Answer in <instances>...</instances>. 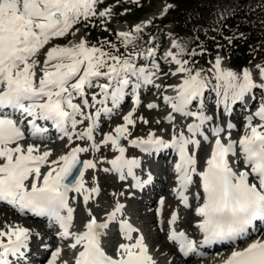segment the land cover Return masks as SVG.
<instances>
[{
  "label": "snow or ice",
  "instance_id": "6c2138e0",
  "mask_svg": "<svg viewBox=\"0 0 264 264\" xmlns=\"http://www.w3.org/2000/svg\"><path fill=\"white\" fill-rule=\"evenodd\" d=\"M96 4L97 0H0V202L20 213L28 211L54 221L59 226L57 235L60 239L71 240L68 247L74 250L73 264H157L140 230L128 219L119 218L124 204L117 200L103 221L98 220L88 207L89 201L100 190L98 186L89 188L84 176L86 170L97 167V162L82 160L80 154L89 152L90 148L99 151L101 145H111L118 155L107 161L111 169L104 168L103 171H115L121 180L130 176L135 181L133 186L140 188L151 182L152 175L149 172L147 180L136 175L134 170L141 162L138 158L125 156L126 148L121 141L128 140L131 146L149 154L173 149L178 157L174 165L176 187L173 193L182 205L187 207L189 204L187 192L193 177L200 178L202 194L195 193V198L201 203L195 213L200 218L196 227L202 239L197 241L185 231L176 229L177 211H172L168 220L167 239L175 242L185 257L203 256L202 247L228 242L231 251L226 255L218 254L215 264H264V227H257L258 224L264 225V105L254 114L261 123L253 124V117L249 116L246 131L238 140L231 138L230 131L226 139L223 138L225 128L216 125L211 128L214 140L210 141L203 126L212 117L202 110V97L211 79L215 80L212 90L218 97L217 104L223 105L226 111L243 101L253 89L264 88V83L257 84L247 68L238 73L223 67L220 55L215 58L210 79L202 74L203 70L193 71L187 66V60L179 59L183 49L180 53L169 51L166 55L178 65L172 75L184 74L180 83L169 85L175 89V95L163 97L171 108L164 117L173 124L171 138L165 139L149 131L146 137L128 139L132 135L130 127H135L137 120L149 123L143 116L134 118L141 103L139 93L135 91L134 107L123 115V123L105 133L97 144L93 133L101 113L112 114L124 99L129 85L138 90L155 83L156 72L145 66L138 67L135 60L140 56L152 57L156 50L149 48L146 53L113 55L103 46H89L81 38L68 46L49 47L41 66L38 59L41 50L54 38L66 37L76 24L96 16ZM169 7L171 5H166L164 11ZM110 13L111 9L106 8L99 12V16ZM141 31L142 25H135L134 32ZM117 35L125 47L136 38L133 32H119ZM172 46L180 48L175 40ZM111 47L116 46L112 44ZM256 67L259 77L264 80V66ZM153 68L158 65L153 64ZM132 77L136 78L135 81ZM100 78L107 83H98ZM91 88L99 91L91 95L90 103L87 89ZM76 97L82 100V105L74 102ZM109 101L111 108L108 107ZM196 101L201 107L192 111L190 106ZM96 105L101 107L95 112L85 111ZM158 107L155 102L147 104L148 109ZM5 110L20 113L21 120L18 122ZM173 113L194 118L186 125L187 135L183 129H176ZM85 120L88 121L87 127L76 131L77 125ZM37 121H50L52 127L61 133L60 138H67L68 144L72 143L73 137L92 143L89 147L77 144L50 160L51 149L41 151L40 145L21 143L25 139L22 127L25 122L30 126L32 137L44 138L48 128ZM156 122L160 123L159 120ZM227 127L232 129L234 125L229 123ZM197 136L211 144L202 170L198 169L196 153L201 140ZM232 158L242 159L246 167L236 170ZM45 166L46 171L42 172ZM72 192L83 197L87 212L82 230H73L76 209L69 202V193ZM164 203L161 198L158 215L162 214ZM112 222L118 223L119 232L126 241L119 243L115 256L102 246V237ZM133 233L139 234L134 237ZM31 237L32 231L20 224L6 223L0 228V264H19L21 259H26ZM62 252L61 247H56L47 264H58V261L69 264L67 260L61 261Z\"/></svg>",
  "mask_w": 264,
  "mask_h": 264
},
{
  "label": "rangeland",
  "instance_id": "374dc122",
  "mask_svg": "<svg viewBox=\"0 0 264 264\" xmlns=\"http://www.w3.org/2000/svg\"><path fill=\"white\" fill-rule=\"evenodd\" d=\"M136 0H128L125 1V4L122 7V13L123 15H126L127 13H131L132 12V4L135 2ZM261 2H264V0H260ZM111 1H108L106 4H110ZM116 10L119 9L120 5L118 2L114 3ZM166 5H171L172 4L168 1V0H146L145 2V6L147 7L146 13L140 17V21L135 23V20L137 21L138 19H132L130 17H122L121 15H119L117 12L114 16H108L106 17V22L107 23H111L112 20L115 18V22H116V27L117 30L122 31V32H134L133 29V25H137V24H141L142 27L146 25V21H151L155 18L161 17L163 15L166 14V12L169 10V8L167 9V11L165 12V6ZM173 25L168 27V34H167V40H168V45H167V49L164 53L165 57L163 58L164 62H167V69L169 70H173L171 73H168V76L170 77V85H176L178 83L181 82V77L184 74L178 73L177 75H172V73L174 72V70L178 67V65H176L175 63H171V57H168L166 55V53H168L169 51H172L173 53H180V49H183L184 52V47H185V43H179L180 48H172L170 44L171 40L173 39V35H172V30H173ZM78 29V31H77ZM83 27L80 25V27L76 24L74 26V28L72 29V32H70L66 37H63L64 41L66 42L65 45H61L57 43V40L54 39L52 42H50L45 49V52L47 51V49L49 47L55 46V45H61V46H68L70 41L75 40V38H77L76 42L73 41V43H77V41H79L81 38L84 39V32H83ZM72 33H75V35H73ZM182 52V53H183ZM180 53V55L182 54ZM179 55V56H180ZM44 56V55H42ZM224 57V56H223ZM225 58V57H224ZM41 61V66L43 64V59H39ZM231 63L229 60H227L225 58V61L222 60V66H230ZM257 65H259L258 63H255L251 66V72L253 73L254 79L256 81H261L262 79L259 77L258 75V69H257ZM39 72V69H37ZM196 70H200L199 68H197ZM153 71V70H152ZM154 72H156V70H154ZM203 74V72H202ZM208 76V75H207ZM169 77L166 76V79L169 80ZM163 78V75L161 73H157L156 72V77H154V80H156L157 82H159L161 79ZM169 90H174V88H169ZM156 90H154L153 92H155ZM148 94V93H147ZM149 96L152 95L151 92L150 94H148ZM148 96V97H149ZM147 97V96H146ZM261 105H263V101L260 102V104L257 105V109H259L261 107ZM141 114L143 115V117L145 119H149V123L148 124H144L142 121L137 120V124L135 127H130L131 133L132 135H138L140 133H146L149 129L152 128H156L158 129V131H163V132H167L170 133V131L172 130L171 127L167 126V125H163L162 124V119L164 116V109H148L147 105H143L141 108ZM140 114L137 113L136 117H139ZM160 121V123H157L156 121ZM123 122V119L119 116L115 121H109L106 124V128L107 129H114L115 126L117 124H120ZM131 135V136H132ZM38 145H41V143H35ZM51 145H54L53 143H51ZM55 145H57L58 147H62L63 143H55ZM51 148L53 149V147L51 146ZM105 153H111L112 152V148L107 147ZM205 154V150L202 152V156ZM101 156H99L100 158ZM149 168L153 167L156 169L158 175L162 178V181L159 183V186L162 187V189L165 188V186L167 185V182L169 180L168 177V172H169V166L166 165L163 161H160L158 163H153V162H148V166ZM92 178L96 179L95 175H92ZM94 179V180H95ZM102 182H103V193L100 195V202L97 203V206L101 205L104 203V205H109L112 206L114 204V200L118 197H122L124 196V193L126 192V188L124 184H119L118 182L112 180L108 175L104 174L103 178H102ZM172 187V185H170ZM113 193H115V195H113ZM121 193H123V195H121ZM128 212H133L134 217L136 218V220H138L141 223V227L144 229V232L146 234V236L148 237L149 240L152 241V248L154 249V253L157 255L158 258L160 259H165L169 256H175L174 250H170L169 248H167V246L164 244V240H166L167 236L164 232L158 230L155 227L154 224V213L153 211H149L148 207L145 206V204L142 203H138L137 201H129V199H127V207H126ZM98 211H102V214L105 213L103 212L102 209H98ZM6 223L9 224H20L24 227H27L29 229H31L32 231V237L31 239L36 240V238H40L43 237L45 235H40L38 234L39 232L42 233V231H40L39 227H38V223L34 222V220L28 219L26 217H17L15 215H13L10 211L5 210L0 208V228L4 227ZM34 224V225H33ZM37 228V229H36ZM39 231H35V230ZM38 234V235H37ZM43 234V233H42ZM164 236V237H163Z\"/></svg>",
  "mask_w": 264,
  "mask_h": 264
},
{
  "label": "trees",
  "instance_id": "16d2710c",
  "mask_svg": "<svg viewBox=\"0 0 264 264\" xmlns=\"http://www.w3.org/2000/svg\"><path fill=\"white\" fill-rule=\"evenodd\" d=\"M172 1L177 3V7L173 8L169 16L166 19L160 20V22L167 23L170 20L175 21L178 26L177 30H184L186 36H190L193 27L202 29V24L211 25L210 22L215 19H208V17H215L219 13L220 8L218 9V7H220L222 2L220 0ZM246 1L247 0H227L229 16L224 24L220 25V23L217 22L220 29L214 31L213 36L217 39L215 43H218L225 50H232L231 44H229L230 39L225 37H235L241 32L244 33L245 38L237 37L239 39L235 40V42L248 43L251 52L250 56L253 57L255 55L254 53L264 54V45L259 42L260 39H264V27L259 21V12L254 9L255 3L248 6ZM143 13L144 10L139 9L135 17L139 18ZM210 47L212 48L213 46L211 45Z\"/></svg>",
  "mask_w": 264,
  "mask_h": 264
},
{
  "label": "bare ground",
  "instance_id": "6f19581e",
  "mask_svg": "<svg viewBox=\"0 0 264 264\" xmlns=\"http://www.w3.org/2000/svg\"><path fill=\"white\" fill-rule=\"evenodd\" d=\"M48 149V148H47ZM46 150V149H45ZM62 154V152H58V154H56L54 157H52V158H56L57 156H59V155H61ZM84 179H87V180H89L90 181V179H89V170H87L86 171V173H85V176H84ZM96 202V201H95ZM83 203V202H82ZM82 203H80L79 205H78V208H79V219L81 220L83 217L85 218V221H86V219H87V212H86V210H85V207H82ZM94 204V197H93V199H91L90 201H89V205H88V207L89 208H92V205ZM99 209V208H98ZM95 210H93V214H95ZM104 212V211H103ZM34 225V224H33ZM37 229V228H36ZM170 247L172 248V244L170 243ZM68 261V260H67ZM178 261H180V260H178Z\"/></svg>",
  "mask_w": 264,
  "mask_h": 264
}]
</instances>
